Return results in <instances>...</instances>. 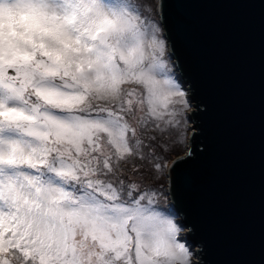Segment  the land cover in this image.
Listing matches in <instances>:
<instances>
[{
  "label": "snow or ice",
  "instance_id": "obj_1",
  "mask_svg": "<svg viewBox=\"0 0 264 264\" xmlns=\"http://www.w3.org/2000/svg\"><path fill=\"white\" fill-rule=\"evenodd\" d=\"M173 71L144 0H0V264H193L123 178L170 171L147 141L186 138Z\"/></svg>",
  "mask_w": 264,
  "mask_h": 264
},
{
  "label": "water",
  "instance_id": "obj_2",
  "mask_svg": "<svg viewBox=\"0 0 264 264\" xmlns=\"http://www.w3.org/2000/svg\"><path fill=\"white\" fill-rule=\"evenodd\" d=\"M193 110L168 194L199 264H264V0H158Z\"/></svg>",
  "mask_w": 264,
  "mask_h": 264
},
{
  "label": "rangeland",
  "instance_id": "obj_3",
  "mask_svg": "<svg viewBox=\"0 0 264 264\" xmlns=\"http://www.w3.org/2000/svg\"><path fill=\"white\" fill-rule=\"evenodd\" d=\"M154 2H156V6L158 7V0H144V3L146 6L149 7V9L152 11L155 19L160 23L159 20V13L154 11L155 8V4ZM161 25V23H160ZM162 26V25H161ZM168 45V43H167ZM169 51V48H168ZM170 55V53H169ZM171 62L173 65V74L175 76V78L177 79V81L181 84V86L183 87V89L186 91L187 93V100L189 102V108L187 110V112L185 113V115L187 116V123L185 128L187 129L186 131V138H187V143H186V150L188 148L189 145V136L190 133L192 132V122L190 121V112L193 110V103H190V99H189V94H188V90L186 89V85L184 84L183 81H181L180 77L177 75L178 71L175 68V64H174V59L173 57H171ZM176 138V137H175ZM177 139V138H176ZM183 141V139L178 140L177 142H181ZM148 143H150L152 150L161 156L166 157L165 153L163 155V153L161 152V150H159V145L162 143H158V144H153L154 141H147ZM164 149V147H163ZM147 151V150H146ZM166 152L168 151V149L166 148L165 150ZM174 156L171 154L168 157H166L169 161V166L171 164V159ZM135 166L138 170H133V164L129 163L126 165L125 168V172H124V179L125 180H133L136 181L138 183H140L142 185V188H146V189H154L158 192V194L160 195V199H159V203L156 205V207L160 210H162L164 212L165 215L175 219V221L179 224V222L177 221V219H179V217H177L178 215L176 214V212L172 209L171 207V203H170V198H169V194H168V171L169 170H165V172L162 175H158L155 172L152 171V169L150 168V166L147 163H142L140 160H136L135 161ZM146 203V201H145ZM180 225V224H179ZM186 231L185 229H182V232ZM181 232L180 234V238L182 240L183 243H185V245L190 249L191 252H193V249L189 247V245L186 243V240L183 239L184 234ZM198 248V247H196Z\"/></svg>",
  "mask_w": 264,
  "mask_h": 264
},
{
  "label": "trees",
  "instance_id": "obj_4",
  "mask_svg": "<svg viewBox=\"0 0 264 264\" xmlns=\"http://www.w3.org/2000/svg\"><path fill=\"white\" fill-rule=\"evenodd\" d=\"M154 4H155L154 11L156 12V9H157V12H158V7L156 6V2H154ZM161 141H162V143H161ZM158 143H161L159 145V150H161L163 155L165 153L166 157H168L171 154L174 156L170 161V162H172L176 157L185 153L187 138H184L183 141H181V142H177V139L175 138V136H173V137L165 138V139H159L158 138L157 140H155L153 142V144H158ZM163 147H164V149H163ZM166 148L168 149L167 152L165 151Z\"/></svg>",
  "mask_w": 264,
  "mask_h": 264
},
{
  "label": "built area",
  "instance_id": "obj_5",
  "mask_svg": "<svg viewBox=\"0 0 264 264\" xmlns=\"http://www.w3.org/2000/svg\"><path fill=\"white\" fill-rule=\"evenodd\" d=\"M185 232H186V231H184V232H182V233H185ZM197 249H198V248H196V247L193 248V252H192V253L194 254V255H193V264H199V261H200L199 258H198V256L195 254V252L197 251Z\"/></svg>",
  "mask_w": 264,
  "mask_h": 264
},
{
  "label": "clouds",
  "instance_id": "obj_6",
  "mask_svg": "<svg viewBox=\"0 0 264 264\" xmlns=\"http://www.w3.org/2000/svg\"><path fill=\"white\" fill-rule=\"evenodd\" d=\"M180 218V217H179Z\"/></svg>",
  "mask_w": 264,
  "mask_h": 264
}]
</instances>
